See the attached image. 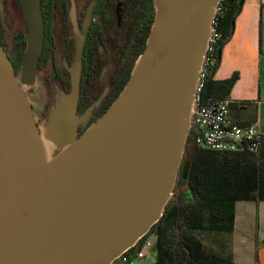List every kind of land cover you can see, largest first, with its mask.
Listing matches in <instances>:
<instances>
[{"label":"water","instance_id":"water-1","mask_svg":"<svg viewBox=\"0 0 264 264\" xmlns=\"http://www.w3.org/2000/svg\"><path fill=\"white\" fill-rule=\"evenodd\" d=\"M19 1L30 84L44 41L41 0ZM154 1L126 86L79 136L76 75L42 135L0 42V264H111L172 200L219 0Z\"/></svg>","mask_w":264,"mask_h":264},{"label":"flooded vegetation","instance_id":"flooded-vegetation-1","mask_svg":"<svg viewBox=\"0 0 264 264\" xmlns=\"http://www.w3.org/2000/svg\"><path fill=\"white\" fill-rule=\"evenodd\" d=\"M23 35L9 45L0 17V42L25 87L39 125L37 101L44 114L51 107L54 89L69 97L78 81L75 108L77 135L101 117L126 86L146 47L155 19L154 0H41L44 41L34 79H23L28 29L19 0ZM46 112V113H47ZM43 114V117L45 116Z\"/></svg>","mask_w":264,"mask_h":264},{"label":"trees","instance_id":"trees-1","mask_svg":"<svg viewBox=\"0 0 264 264\" xmlns=\"http://www.w3.org/2000/svg\"><path fill=\"white\" fill-rule=\"evenodd\" d=\"M243 2L223 0L217 23L221 36L213 52L216 63L201 92L205 103L227 99L237 81V74L224 80H217L214 75ZM188 147V173L180 172L174 196L160 220L124 255L136 256L144 240L155 235L154 264H236L232 257L208 249L202 237L210 233L232 234L238 201H264V136L256 153L201 148L194 143L192 133Z\"/></svg>","mask_w":264,"mask_h":264},{"label":"crops","instance_id":"crops-1","mask_svg":"<svg viewBox=\"0 0 264 264\" xmlns=\"http://www.w3.org/2000/svg\"><path fill=\"white\" fill-rule=\"evenodd\" d=\"M234 74L238 78L227 98L229 121L241 126L257 122L264 134V0H244L214 78L224 80ZM229 236L228 246L224 236H205L206 247L232 257L236 264H264V201H238L234 231ZM155 239L148 256L135 259L134 264L155 263Z\"/></svg>","mask_w":264,"mask_h":264},{"label":"built area","instance_id":"built-area-1","mask_svg":"<svg viewBox=\"0 0 264 264\" xmlns=\"http://www.w3.org/2000/svg\"><path fill=\"white\" fill-rule=\"evenodd\" d=\"M223 12V0H219V6L213 21V30L210 36L207 54L199 77L196 89L195 104L192 113L191 132L194 135V143L201 148L232 151V152H258L264 134L259 130L258 123L248 126L233 124L229 121L230 100L212 101L205 103L201 95L205 79L209 70L215 65L213 56L215 44L220 38L217 32L218 17ZM155 235L147 237L142 249L136 256L130 257L124 254L116 258L111 264H134L135 259L148 256L147 250L153 246Z\"/></svg>","mask_w":264,"mask_h":264},{"label":"rangeland","instance_id":"rangeland-1","mask_svg":"<svg viewBox=\"0 0 264 264\" xmlns=\"http://www.w3.org/2000/svg\"><path fill=\"white\" fill-rule=\"evenodd\" d=\"M0 17L4 23L8 43L10 46H12L14 41L18 37H21L23 35V30H24V26H23L22 19H21V13L19 9L17 8L16 4L13 3V0H0ZM62 97L63 95L61 94V92L57 89H54L53 94H52L51 107L48 112L46 111L47 113L45 112V114H44L43 108H41L39 103L35 101V104L37 107V116L39 119H42V122H43V118L45 119L46 117H47V122H48L50 114L56 109ZM43 114L45 115L44 117H43ZM81 121H83L82 118L80 119L79 122ZM45 124L46 122L43 124V126ZM41 132L43 133V129L41 130ZM51 150L52 151L50 154H55L57 152V150H53V148ZM188 152H189V147L187 144L185 154H184L183 164L181 168V171L183 172L184 175L188 173L189 165H190V161L187 159ZM210 234H218L219 236H224L225 238L224 243L226 246H228V243H229L228 240L230 238L228 234H224V233H210ZM210 234H204L203 237L201 234V237L205 239L203 240L205 245H207V242H206L207 238H205V236H210Z\"/></svg>","mask_w":264,"mask_h":264},{"label":"bare ground","instance_id":"bare-ground-1","mask_svg":"<svg viewBox=\"0 0 264 264\" xmlns=\"http://www.w3.org/2000/svg\"><path fill=\"white\" fill-rule=\"evenodd\" d=\"M47 124H48V122H46V124L43 126V133H42V135H45V132H46V129H47ZM45 144H46V148H47L48 152L51 153V151H52L51 150L52 149L51 145L46 140H45Z\"/></svg>","mask_w":264,"mask_h":264}]
</instances>
